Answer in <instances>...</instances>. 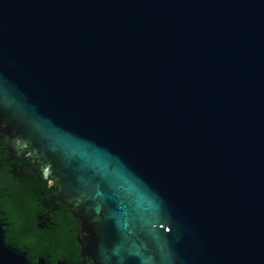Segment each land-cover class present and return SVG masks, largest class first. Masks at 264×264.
Segmentation results:
<instances>
[{"label": "water", "instance_id": "95a60500", "mask_svg": "<svg viewBox=\"0 0 264 264\" xmlns=\"http://www.w3.org/2000/svg\"><path fill=\"white\" fill-rule=\"evenodd\" d=\"M1 138L94 264H264V0H0Z\"/></svg>", "mask_w": 264, "mask_h": 264}, {"label": "flooded vegetation", "instance_id": "af4514ba", "mask_svg": "<svg viewBox=\"0 0 264 264\" xmlns=\"http://www.w3.org/2000/svg\"><path fill=\"white\" fill-rule=\"evenodd\" d=\"M4 143L6 144L4 139ZM7 145V144H6ZM9 162L12 167L13 174L21 182H25L27 178L34 176L36 184L40 188L46 189L42 192L39 199V207L36 213L37 229L34 231L38 239L42 240L40 247L34 246L29 240L31 234L27 238H13V242L8 240L7 224V240L10 244L18 249L27 252L28 256L38 254L40 259H44L46 264L50 258L62 251L63 257L59 262L65 264H94L90 258L84 257L82 254V244L79 236L83 231V223L76 218L74 212L78 204L77 200L67 199L59 194L60 180L55 175V171L50 164L42 162L39 158L34 157L32 152L17 146L12 149L7 145ZM51 170V171H48ZM2 216V211H0ZM66 237L61 240V237ZM31 259V258H30ZM32 260V259H31Z\"/></svg>", "mask_w": 264, "mask_h": 264}, {"label": "trees", "instance_id": "16d2710c", "mask_svg": "<svg viewBox=\"0 0 264 264\" xmlns=\"http://www.w3.org/2000/svg\"><path fill=\"white\" fill-rule=\"evenodd\" d=\"M46 191L36 184V179L31 176L25 182H21L13 174L12 167L9 162L7 145L0 140V211L2 218L5 219L10 235L8 240L13 242V238H27L31 234L29 241L36 247L42 245V240L38 239L34 232L37 229L36 213L39 207V199L42 192ZM27 238V239H29ZM66 237H61L65 240ZM32 261L38 262V254L29 256ZM63 257L62 251L50 258L48 264H54Z\"/></svg>", "mask_w": 264, "mask_h": 264}]
</instances>
